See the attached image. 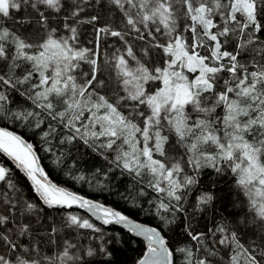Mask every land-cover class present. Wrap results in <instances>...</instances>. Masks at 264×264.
<instances>
[{"label": "snow or ice", "instance_id": "obj_1", "mask_svg": "<svg viewBox=\"0 0 264 264\" xmlns=\"http://www.w3.org/2000/svg\"><path fill=\"white\" fill-rule=\"evenodd\" d=\"M111 3L122 11L124 29L105 25L96 29L97 34L117 37L127 47L124 54L114 56L117 92L107 97L99 91L105 82L97 78L99 69L94 58L97 53L78 46L77 28L73 24L64 25L69 36H57L56 29H51L40 42H30L3 24V18H11L12 10L19 11L25 6L38 13L41 30H47L48 16L41 6L59 12L64 6L62 0H0V116L34 120L36 128L47 120L45 139L59 126L67 129L61 143L81 142L105 159L107 151L111 154V170L128 174L138 184L146 180L147 187L160 194L157 214L163 210L168 215L177 212L187 215L184 198L190 186L198 181L186 171V166L193 172L202 167H210L217 173L229 170L248 197L251 209L264 222V63L250 69L239 60L241 49L259 39L256 33L264 32V0H111ZM81 11L76 4L71 17L79 16ZM181 17L185 21L182 27ZM98 19L92 16L86 22L95 24ZM133 33L136 39L145 41L142 49L145 57L152 49L163 53L159 65L137 57L125 40L126 35ZM233 36L238 38L237 43L229 51L226 45ZM126 56L135 64L130 65ZM81 62L91 66L90 74L78 71ZM24 65L27 67L17 75L16 69ZM221 74H226V78ZM152 84L156 86L152 88ZM121 91L123 95L119 94ZM14 92L30 101L32 109L9 108ZM166 128L186 148V166L166 157L164 145L169 140L164 134ZM0 152L25 170L35 192L50 207L70 208L75 204L100 214L104 224H125L148 241L147 253L138 264H172L173 252L156 228L132 223L119 211L53 184L33 145L21 136L0 128ZM0 182L13 187L4 167H0ZM212 199L210 193H205L198 204L208 205ZM5 203L9 214L0 213V228L9 222L15 224L12 215L16 202L7 198ZM36 210L35 204L24 202L20 214ZM160 219L166 217L161 215ZM67 223L101 232L89 220L76 215H69ZM29 229V224H19L15 231L13 228L0 231V264H84V256H111L102 245L81 249L82 255H78L73 251L78 246L71 241L64 242L60 253L41 256L37 245L29 248L18 243L20 237H31ZM57 231L52 229L53 234ZM185 231L198 243L206 235L188 227ZM210 231L223 234L221 245L231 247L235 243L240 250L229 257L230 264H240L241 255L247 264H261L264 260V254L258 259L223 225ZM180 251L186 254V264H211L208 256L199 257L192 249Z\"/></svg>", "mask_w": 264, "mask_h": 264}, {"label": "trees", "instance_id": "obj_2", "mask_svg": "<svg viewBox=\"0 0 264 264\" xmlns=\"http://www.w3.org/2000/svg\"><path fill=\"white\" fill-rule=\"evenodd\" d=\"M87 1L90 2L88 4L90 7L88 8L87 20L92 16H98L99 19L95 24L86 21L78 23V38L79 41L83 40L85 42V48L96 52L98 55L101 64L98 68L97 78L105 82V86L99 88L100 93L107 97H113L117 88L116 78L113 77L112 67L106 62V58L110 59L112 66L115 67L114 56L117 53L124 54L127 45L119 38L111 36L110 39L120 40L122 45L119 51L109 52L105 48L104 38L102 37L101 41L98 39L96 29L105 25H113L115 26L114 29L120 30L119 26L122 25L123 27L124 25L123 13L111 3V0H100L99 4L96 3V0ZM62 4L64 6L59 12L41 6V10L45 11V15L48 16L47 30H41L38 23V13L31 7L25 6H22L19 11L12 10L10 13L11 18H3V24L16 33L26 36L30 42H36L43 37L44 32L52 28H62L66 17H69L67 19L69 21H76V18L71 17L73 11L71 6L63 3V0ZM176 7L179 8L180 5L177 3ZM181 19L183 18L181 17ZM21 21L25 22L21 23ZM249 34L251 35V33ZM101 35L104 36L105 34ZM255 36L259 39L241 49L239 57L240 62L250 69L255 64L264 63V32L256 33ZM237 39L236 36H233L229 40L228 49L230 51L234 50L231 46L236 45ZM125 40L132 46L133 51L142 61L149 64H160L163 53L159 49H152L149 55L145 57L142 51L146 46L145 41L136 39L134 33L126 35ZM105 50L107 52L103 55L102 52ZM201 51L203 52V50ZM105 56L107 57L105 58ZM125 58L129 60L130 65L135 64L131 58L127 56ZM83 63L81 62L80 70L82 68L90 74L91 66L88 63L87 65ZM26 67L27 65H24V67L16 69V74L19 75ZM221 75L226 78V74ZM155 86V84L151 85L152 88ZM11 101L8 107L13 111L32 109L31 102L19 93H12ZM122 110L127 112L125 109ZM217 112L223 114L221 109ZM11 122L5 116H0V124L11 126L14 124L13 121ZM19 122L22 121L19 120ZM47 123L46 120L45 124L41 125L40 128H36L34 126L35 121L29 119L23 121L20 128L24 129L23 134L34 144L44 168L56 183L81 193H89V191L95 190V192L89 194L96 197L98 196L97 192H100L99 195L105 202L112 203L137 218L144 217L143 220L157 224L163 231L173 252V264H186V254L180 251L181 248L192 249L199 257L208 256L211 264H227L223 260L226 259V255H230L232 252L229 250L230 247L219 243L222 233L210 231V229L215 230L218 225H223L227 232H234L244 247L248 246L258 252L259 248L264 245V222L251 209L248 197L236 185L233 176L230 174L231 171L225 170L222 173H217L210 167H202L193 172L198 182L184 198V208L187 215H181L177 212L173 216L164 213L162 210L157 214V196L160 194L148 188L146 180L143 184H138L128 174L122 175L118 169L111 170V154L107 151H105V155L108 156V159H105L104 155L86 148L81 142L60 144L57 138L59 136L64 138L67 129L57 126V131L45 139L43 132L47 130ZM53 124L55 125V122ZM164 134L169 137L168 143L164 145L165 155L169 156V159L179 160L182 166H186L188 155L184 153L185 147L183 144L178 142L177 145H172L173 141H178V138L169 129L166 128ZM179 145H181L180 150H178ZM161 159H164V157H161ZM0 167L8 170V179L13 185L10 188L7 183L0 182V213L9 214L5 211L9 207L5 203L7 198H11L16 202V211L12 215L15 224L9 222L3 228H0V231H3L4 228H13L15 231L19 224H29L31 237H20L18 239L19 244L29 248L33 244L37 245L41 256H53L60 253L65 241L77 244V249H73V251L77 252L78 255H82L81 249L96 248L100 245L106 247L111 253L110 257L103 255L84 256V264H131L143 255L145 251L144 242L122 228L112 225L103 226L88 215L86 216L89 218V222L96 228H100L101 232L68 226L67 215L78 213L75 210L67 211L65 208L45 205L23 172L3 152H0ZM187 167L191 169L190 166H186V169H188ZM79 177H83V179ZM205 193L212 195L211 203L208 205L198 204L199 196ZM24 202L35 204L37 210L24 212L21 215ZM81 215L84 217L85 214ZM157 215L159 217L164 215L166 220H163V222L165 223L161 221H158V223L156 221ZM186 227L196 233H205L202 242L192 241L185 231ZM53 228L58 230L55 234L52 233ZM233 246H235V243L231 245V247ZM209 251H214L215 254L208 255ZM244 264L247 263L244 262Z\"/></svg>", "mask_w": 264, "mask_h": 264}, {"label": "bare ground", "instance_id": "obj_3", "mask_svg": "<svg viewBox=\"0 0 264 264\" xmlns=\"http://www.w3.org/2000/svg\"><path fill=\"white\" fill-rule=\"evenodd\" d=\"M63 3H65V4H68L69 6H71V9L73 10V8L75 7V5L76 4H78L82 9H83V11H81L80 13H79V16H77V17H75L76 18V21H81V22H85V21H87V19H88V8L90 7V5H88L90 2L89 1H87V0H63ZM118 9V8H117ZM119 11H121L120 9H119ZM64 14H66V13H64ZM65 23H68V24H73V26H75L76 28H77V32H78V30H79V25H78V23H75L74 21H69V20H66V21H64L63 22V27L62 28H56V35L57 36H62V37H67V36H69L70 35V33L67 31V29L64 27V25H65ZM179 23H180V25H181V27L183 26V24L185 23L184 21H183V19H181L180 18V20H179ZM112 28H115V26H111ZM123 27H124V25H123ZM123 27H122V25L121 26H119V29L120 30H123ZM10 28V27H9ZM11 29V28H10ZM52 29H54V28H52ZM18 35H20L19 33H17ZM46 34H47V32H44L43 33V37L41 38V39H39V40H37L36 42H40V41H42V39L46 36ZM97 34V33H96ZM185 35L186 36H188V35H190V33H185ZM22 36V35H21ZM97 37H98V39L100 40L102 37L104 38V40H103V42H104V44L106 45L105 46V48H107L108 50H109V52H113L114 50H116V51H119V49L121 48V43H120V40L119 41H115V40H112V39H110L109 37H111L110 35H104V36H102L101 34H97ZM101 41V40H100ZM76 43L78 44V46L79 47H83V48H85V42L83 41V40H81V41H79V38H78V34H77V41H76ZM226 47H227V49L229 48L228 47V44L226 45ZM231 48L232 49H234V47H232L231 46ZM98 49H99V46H98ZM229 50V49H228ZM230 51V50H229ZM106 52H107V50H105L104 52H102L103 53V55H105L106 54ZM110 53V54H111ZM107 56H105V58H106ZM95 59H97V64H98V68L100 67V61H99V59H98V55H96V57H94ZM106 62L109 64V63H111V61H110V59H108V58H106ZM115 83H116V86H117V78H116V80H115ZM146 87H148V86H146ZM117 92V88H116V91H115V93ZM114 93V94H115ZM114 94H113V96H114ZM119 94L120 95H123L124 93L121 91V92H119ZM125 110H127V109H125ZM217 110H219V109H217ZM221 112H222V110H221ZM193 116H195V114L193 113ZM10 120V123H12L11 121H13V123L14 124H12L11 126H6V125H3V124H0L1 126H4L5 128H7V129H10V130H12V131H14V132H16V133H18L19 135H21V136H23L30 144H32L33 145V148H34V150H35V152H36V154L38 155V157H39V160H40V156H39V154H38V152H37V150H36V148H35V146H34V144L32 143V141H30V139L26 136V135H24L23 133H24V129L23 128H20L21 127V125H22V122H19V120H16L15 118H13V120L12 119H9ZM24 125V124H23ZM14 126H16V127H18V128H15ZM30 127V126H29ZM20 128V129H19ZM66 134V133H65ZM53 137H54V135H53ZM63 139V136H59L58 138H57V141L61 144V140ZM178 144V141H173V143H172V145H177ZM165 148V147H164ZM180 148H181V145H179V147H178V150H180ZM165 151H166V149H165ZM184 153L185 154H187L188 155V153L186 152V148L184 149ZM168 159L170 158L169 156H166ZM40 162H41V164H42V166H43V163H42V161L40 160ZM43 168H44V166H43ZM188 169H186V171L190 174V175H193V171L189 168V167H187ZM45 169V168H44ZM45 171H46V169H45ZM46 173H47V175H48V177L53 181V182H55L56 183V181L52 178V176H50V174L48 173V171H46ZM232 176H233V179L235 180L236 179V177L232 174V173H230ZM56 184H58V183H56ZM59 185V184H58ZM59 186H62V185H59ZM63 187V186H62ZM194 187H195V184L194 185H192V186H190V188L187 190V193H188V191L190 190V189H194ZM64 188H66V187H64ZM68 191H70V192H74V193H76L77 195H80V196H83L85 199H88V200H91L92 202H94V203H98V204H102V205H104L105 207H110V208H112V209H115V210H118V211H120V212H122L123 214H125V215H127V216H129V217H131V218H133V219H135L138 223H141V224H144V225H148V226H151V227H154V228H156V229H158L159 230V232L165 237V235H164V233H163V231L157 226V224H154V223H152V222H149V221H147V220H143V218H141V217H139V218H137V217H135V216H133V215H131L130 213H128V212H126L125 210H123L122 208H120V207H118V206H116V205H114V204H112V203H108V202H105L103 199H102V197L99 195V193L100 192H97V197L96 196H92V194H89L90 192H95V190H92V191H89V193H81V192H79V191H76V190H71V189H68V188H66ZM153 191V190H152ZM200 197V196H199ZM199 199V198H198ZM43 202V201H42ZM44 203V202H43ZM45 204V203H44ZM45 205H47V204H45ZM47 206H49V205H47ZM50 207V206H49ZM58 207V206H57ZM61 208H64V207H61ZM67 211H71V210H75L78 214H76V213H69L68 215H67V217L69 216V215H76V216H78V217H80L81 219H87V220H89V218L86 216V215H88L89 217H91L92 219H94L95 221H98L101 225H103V226H116V227H119V226H117V225H114V224H104L101 220H99V219H97V218H95L94 216H93V213L92 212H94V211H89V210H85V209H83V208H81V207H74V208H65ZM163 211V210H162ZM81 214H85L84 215V217H82V215ZM157 219H156V221L158 222V221H161V222H163V220H161L160 219V217H159V215H157V217H156ZM159 223V222H158ZM163 223H165V222H163ZM164 225V224H163ZM119 228H121V227H119ZM122 229H124V228H122ZM124 230H127V229H124ZM127 231H129L133 236H134V234L132 233V231H130V230H127ZM134 237H136V236H134ZM165 239H166V241H167V245L169 246V243H168V240H167V238L165 237ZM141 240V239H140ZM143 241V240H142ZM144 242V244H145V251H144V253H143V255L141 256V258H143V256L147 253V243H148V241H143ZM227 244H225V246H226ZM170 248V247H169ZM245 249H250L251 250V252L253 253V254H255L256 256H257V258L258 259H260L261 258V256H262V254H264V245L263 246H261L260 248H259V250H258V252H256L255 250H253L252 248H250V247H248V246H245L244 247ZM171 250V249H170ZM229 250H231L232 252L230 253V255H226V259L225 260H223V262H225V263H227V264H230V262H229V257L231 256V255H234L236 252H237V248H236V245L235 246H233V247H230L229 248ZM238 251H240V250H238ZM141 258H139V259H137L135 262H133V263H131V264H136V263H138V261L141 259ZM239 259H240V264H244V262L245 263H247V261H246V259H245V257L243 256V255H241L240 257H239ZM173 261H174V258H173ZM261 264H264V260H261Z\"/></svg>", "mask_w": 264, "mask_h": 264}, {"label": "water", "instance_id": "obj_4", "mask_svg": "<svg viewBox=\"0 0 264 264\" xmlns=\"http://www.w3.org/2000/svg\"><path fill=\"white\" fill-rule=\"evenodd\" d=\"M0 128H5L4 126H1L0 125ZM7 129V128H6ZM7 130H9V131H12V130H10V129H7ZM12 132H14V131H12ZM15 134H17V135H19L18 133H16V132H14ZM19 136H21V135H19ZM27 143H29L23 136H21ZM5 154V153H4ZM22 172H23V174L26 176V178L29 180V182L31 183V185L34 187V184H33V182H32V180L28 177V175H27V173L25 172V170L23 169V168H21L20 166H18V164H17V162L15 161V160H13L10 156H8L7 154H5ZM37 155V154H36ZM38 156V155H37ZM39 163H40V165H41V167L43 168V166H42V164H41V162H40V160H39ZM44 169V168H43ZM44 171H45V169H44ZM45 173H46V171H45ZM47 174V173H46ZM48 176V175H47ZM48 179L53 183V184H55V185H57L58 187H61V188H64V187H62V186H59L58 184H56L55 182H53L49 177H48ZM64 189H66V188H64ZM67 190V189H66ZM68 191V190H67ZM37 193V192H36ZM37 195H38V197L41 199V201H43L44 202V200H43V198L37 193ZM45 203V202H44ZM46 204V203H45ZM57 207V206H56ZM59 207V206H58ZM74 207H79L78 205H73L72 207H70V208H74ZM64 208H69V207H64ZM82 208V207H81ZM83 209H85L86 211L88 210L86 207H83ZM115 210V209H114ZM116 211H118V210H116ZM120 212V211H119ZM93 213V216L95 217V218H97V219H99V220H101L100 218H99V215L100 214H98V213H95V212H92ZM122 213V212H121ZM123 214V213H122ZM123 215H125V214H123ZM127 216V215H126ZM129 217V216H128ZM129 220L132 222V223H137V224H140V225H143V226H145V227H151V226H148V225H144V224H141V223H138L135 219H133V218H131V217H129ZM102 221V220H101ZM103 222V221H102ZM112 224H114V225H117V226H119V227H121V228H124V229H127V230H130V231H132L128 226H126L125 224H116V223H112ZM152 228H154V227H152ZM157 231H159L158 229H157ZM132 233L134 234V236H136V238H138V239H141V240H145V241H147V239L144 237V236H140V235H137L134 231H132ZM162 235V234H161ZM168 246V245H167ZM168 248H169V246H168ZM169 250H170V248H169ZM171 251V250H170ZM136 264H138V263H136ZM172 264H173V257H172Z\"/></svg>", "mask_w": 264, "mask_h": 264}, {"label": "rangeland", "instance_id": "obj_5", "mask_svg": "<svg viewBox=\"0 0 264 264\" xmlns=\"http://www.w3.org/2000/svg\"><path fill=\"white\" fill-rule=\"evenodd\" d=\"M83 64H85V65H87V63H83ZM109 65L112 67V71H113V74H114V78H117V70H116V68L114 67V66H112V63H109ZM78 71L79 72H81V73H86V71L85 70H83L82 68H81V70H80V68L78 69ZM116 91V90H115ZM7 126H9V125H7Z\"/></svg>", "mask_w": 264, "mask_h": 264}]
</instances>
